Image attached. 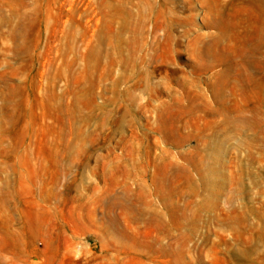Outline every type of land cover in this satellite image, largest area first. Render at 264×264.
Listing matches in <instances>:
<instances>
[{"label":"rangeland","instance_id":"obj_1","mask_svg":"<svg viewBox=\"0 0 264 264\" xmlns=\"http://www.w3.org/2000/svg\"><path fill=\"white\" fill-rule=\"evenodd\" d=\"M0 264H264V0H0Z\"/></svg>","mask_w":264,"mask_h":264}]
</instances>
